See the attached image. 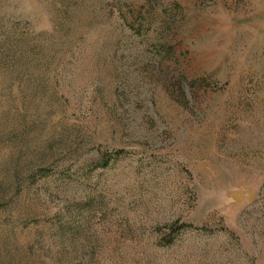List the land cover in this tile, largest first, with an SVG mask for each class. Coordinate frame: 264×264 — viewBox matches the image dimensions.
<instances>
[{"label":"rangeland","instance_id":"374dc122","mask_svg":"<svg viewBox=\"0 0 264 264\" xmlns=\"http://www.w3.org/2000/svg\"><path fill=\"white\" fill-rule=\"evenodd\" d=\"M0 264H264V0H0Z\"/></svg>","mask_w":264,"mask_h":264}]
</instances>
